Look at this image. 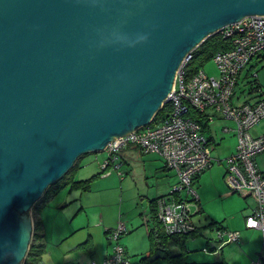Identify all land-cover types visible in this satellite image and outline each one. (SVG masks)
I'll return each instance as SVG.
<instances>
[{
    "label": "water",
    "instance_id": "water-1",
    "mask_svg": "<svg viewBox=\"0 0 264 264\" xmlns=\"http://www.w3.org/2000/svg\"><path fill=\"white\" fill-rule=\"evenodd\" d=\"M261 15L264 0H0V264H24L50 185L151 124L206 38Z\"/></svg>",
    "mask_w": 264,
    "mask_h": 264
},
{
    "label": "built area",
    "instance_id": "built-area-1",
    "mask_svg": "<svg viewBox=\"0 0 264 264\" xmlns=\"http://www.w3.org/2000/svg\"><path fill=\"white\" fill-rule=\"evenodd\" d=\"M217 34L231 40L229 48L212 56L218 78L209 77L202 69L188 78L183 71L184 64L168 100L171 103L168 116L110 143L105 149L108 159L100 165L105 168L129 145L139 146L144 152L157 153L178 178L171 191L158 198L157 218L168 234L188 233L195 228L191 201L198 206L196 202L199 199L193 183L212 165L213 160L207 150L208 140L202 125L187 113L193 107L205 114L207 123L214 116L230 120L233 126H224L223 131L235 134L237 145L235 153L226 159L227 181L234 190L254 199L251 212L245 216V227L260 230L263 243L257 259L250 264H264V170L255 162L256 157L264 153V132L257 136L249 132L264 119V87L257 84L258 94L252 101L239 105L233 102L241 72L254 58H264V15L246 17L223 27ZM190 58L191 55L186 62ZM183 190L184 195L181 194ZM123 231L125 226L122 222L110 231L111 251L101 264H126L125 250L119 242ZM218 237L223 243L233 242L238 240L239 232L224 230Z\"/></svg>",
    "mask_w": 264,
    "mask_h": 264
},
{
    "label": "rangeland",
    "instance_id": "rangeland-1",
    "mask_svg": "<svg viewBox=\"0 0 264 264\" xmlns=\"http://www.w3.org/2000/svg\"><path fill=\"white\" fill-rule=\"evenodd\" d=\"M200 69L209 77L218 78L219 76L212 57L206 60ZM254 72L255 76H253ZM257 84L260 87H264V58L260 60L254 58L241 72L234 89L233 102L239 105L245 101H252L254 96L258 94V90L255 89ZM210 124L216 128L220 126L219 120H215L213 123L212 119ZM222 125L229 126L230 122L224 121ZM232 126L231 124L230 127ZM249 132L253 136L263 133L264 119L250 128ZM207 134H210V132H206L205 135ZM229 137L234 138L235 147L234 151L231 152L229 151L232 148L233 140H230ZM236 145V135H228L224 136L218 145H208L207 147L213 161L212 165L203 171L193 183L201 210L198 213H194L198 209L194 201H191L190 209L194 213L192 216L194 226L199 228L200 233L187 239L184 244L187 261L210 263L224 260L227 264H250L257 259V251H260L263 243L262 233L260 230L246 229L245 227V216L251 212L254 206V199L251 195L245 196L234 190L227 181L226 159L235 153ZM134 154L121 166L122 176L118 175V172L112 166L107 170L111 173L109 179H101L106 173L100 174V178L97 179L98 185L96 181L93 188L95 191L90 192L87 197L93 204L99 200L106 202L105 215L109 217L116 213V216L119 219L121 218L120 222L122 223L127 219L125 218L126 216L131 217L141 211L136 206L140 199L143 198L141 194H145L146 191H148V196L155 195L157 191H160L161 195L166 194L171 191L172 186L178 180L174 170L169 169L165 172L159 169L155 172L152 169V163L155 164V162L149 159L151 156L143 155L140 157L137 152ZM106 157V151L85 155L79 160L78 167L73 172L74 178L86 179L98 174L101 170L100 163L104 162ZM255 162L258 168L264 170V153L258 155ZM108 184L114 188L106 189ZM74 190L76 189L62 188L43 209L51 208V214L60 213V210H62L60 206L65 203L63 201L66 197L71 198ZM181 194L184 195L185 191L183 190ZM77 201L74 203H77ZM120 208L122 209L121 213L118 212ZM82 216L76 221L81 218V221L86 222L85 214H82ZM79 223L82 222L79 221ZM221 227L230 231H238V240L227 243L220 241L218 234L220 231H224ZM84 233H79V236ZM136 234L134 233L133 235ZM125 236L123 234L120 238L122 244ZM168 244L174 251L179 249V246L173 244L172 241H168ZM215 246L218 247L213 250ZM203 247L207 248V250H202ZM136 259L137 256H131L132 261Z\"/></svg>",
    "mask_w": 264,
    "mask_h": 264
},
{
    "label": "crops",
    "instance_id": "crops-1",
    "mask_svg": "<svg viewBox=\"0 0 264 264\" xmlns=\"http://www.w3.org/2000/svg\"><path fill=\"white\" fill-rule=\"evenodd\" d=\"M215 120H219V128L212 127L209 121L204 132V134L210 132V134L205 136L207 137L208 145L211 146L218 145L224 136H235V134L231 132H222L224 127L222 124L224 121H229L230 125H233L230 120L221 116H215L213 118V123ZM224 124L228 125L226 123ZM229 139L233 140L231 145L232 148H230V151L227 149L231 152L234 151L235 147L234 138L229 137ZM135 152H137L140 157L143 155L151 156L149 159L150 161L155 162V164L152 163V169H154L155 172L159 169L165 172L166 170H169L164 168V163L159 155L155 153L143 154L134 147L126 148L119 155L121 160V164H119L120 169L123 163H125L130 156H133ZM100 176L101 175L94 178L89 190L82 191L76 189L72 193L73 195L71 198L66 197L63 201L65 203L60 206V209H62L60 210V213L51 214V208H48L47 210L42 208L38 212L32 210L33 220H40L42 223V235L45 243L44 251L34 264H91L92 262L101 264L109 250V243L106 240L104 232L107 229L115 228L121 221V218L119 219V217L116 216V213L109 217L105 215V208L107 206L106 202L99 200L93 204L89 201V198H87L90 192L95 191L93 188ZM110 176L111 173L108 172L102 176L101 179H109ZM111 188L114 187H111L109 184L106 187L108 190ZM160 193V191H157L155 195L148 196V191H146L145 194H141L143 198H141L136 205L141 211L138 214L135 213L134 216L125 217L127 219L123 224L125 226L124 234L126 236L124 237L123 244H121L125 250V256L127 258L126 264H145L139 263L138 259L149 249L148 231L152 226V204L150 203V200L160 196ZM76 200H78L77 203H74ZM118 212L121 213L122 209L120 208ZM82 214H85L86 222L81 221V218L76 221V219L81 217ZM79 221L82 223H79ZM83 232L85 233L80 234L79 236V233ZM134 233L137 234L133 235ZM216 248L217 246H215L213 250ZM205 249L207 250V248ZM259 252L257 251L258 254ZM131 256H137V259L132 261ZM147 264H167V259L165 256L155 257L154 253Z\"/></svg>",
    "mask_w": 264,
    "mask_h": 264
},
{
    "label": "trees",
    "instance_id": "trees-1",
    "mask_svg": "<svg viewBox=\"0 0 264 264\" xmlns=\"http://www.w3.org/2000/svg\"><path fill=\"white\" fill-rule=\"evenodd\" d=\"M230 44H231L230 39H224L219 34H213L209 36L208 38H206L196 49L192 51L191 58L183 66V71L185 73V76L188 78L193 76L196 73V71L200 69V67L203 65V63L206 60L210 59L217 51L229 48ZM170 112H171V103L168 101L165 104H163L162 108L157 112L151 124L157 123L158 121L165 119ZM187 115H189L194 121L199 122L202 125L203 131L205 132L208 126V123H207V117L205 116L204 113H201L192 107V108H189ZM128 147L137 148L143 154L155 153V152H144L143 150L140 149L139 146L129 145ZM128 147H124L117 154L116 159H113L110 162H108L105 168L101 167V170L98 174L93 175L92 177L86 178V179H75L73 176V172L78 167L79 160L85 155L82 156L61 179H59L57 182L50 185L46 189L41 199L35 203L33 210L36 212L40 211L45 205L48 204V202L55 195H57L59 190H61L64 187H69V190H73V189H79L82 191L89 190L91 188L92 182L94 181V178L99 176L100 174L102 175L103 173L104 174L107 173L108 172L107 170L111 166L118 172L119 175L122 176V172L120 171V165H119L121 164L119 155L121 154L123 150H125ZM107 159L108 157L105 158V160ZM164 168L168 169L165 166V164H164ZM198 177L199 175L196 177L195 180H197ZM168 193L160 195L154 198L153 200H150V203L152 204V215H151L152 226L149 228V231H148L149 249L146 251L144 255H142L138 259V262L147 264L150 261V258L152 257V255L155 253V257L165 256L167 259V264H227L224 260L210 262V263H195L193 261L190 262L186 260L185 258L186 249H185L184 244L187 239L194 237L196 234L200 233V231L198 230L199 229L198 227H195L194 230L188 233H182V234H168L164 231L163 226L161 222L158 220L157 214H156L157 213V200L161 196L167 195ZM196 203L198 205L197 206L198 209L196 210L195 213H198L201 210V207L199 205V199L197 200ZM115 228L107 229L104 232L106 235V239L108 240V243H109V250L106 256L111 251V241L109 240V233ZM221 228L224 230H227L224 227H221ZM124 233L125 231L121 233L120 238ZM120 238H119V242H120ZM168 241H172L173 244L179 246V249L176 251L171 249L168 244ZM44 248H45V243H44L43 235H42V223L40 220H35L34 228H33V237H32V241H31L29 250L27 252L24 264H34L40 258V255L44 251ZM125 260L127 263L126 256H125Z\"/></svg>",
    "mask_w": 264,
    "mask_h": 264
},
{
    "label": "clouds",
    "instance_id": "clouds-1",
    "mask_svg": "<svg viewBox=\"0 0 264 264\" xmlns=\"http://www.w3.org/2000/svg\"><path fill=\"white\" fill-rule=\"evenodd\" d=\"M146 39V36H140L139 37V40H145Z\"/></svg>",
    "mask_w": 264,
    "mask_h": 264
}]
</instances>
